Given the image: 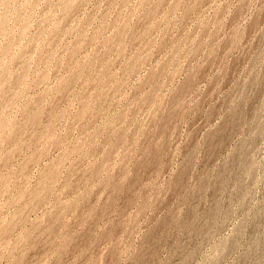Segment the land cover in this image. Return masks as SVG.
<instances>
[{"label": "rangeland", "instance_id": "obj_1", "mask_svg": "<svg viewBox=\"0 0 264 264\" xmlns=\"http://www.w3.org/2000/svg\"><path fill=\"white\" fill-rule=\"evenodd\" d=\"M0 18V264H264V0Z\"/></svg>", "mask_w": 264, "mask_h": 264}, {"label": "bare ground", "instance_id": "obj_2", "mask_svg": "<svg viewBox=\"0 0 264 264\" xmlns=\"http://www.w3.org/2000/svg\"><path fill=\"white\" fill-rule=\"evenodd\" d=\"M14 2V1H13ZM12 7V6H11ZM1 19V18H0ZM3 22V21H2ZM48 33V32H47ZM3 45V44H2ZM9 46V45H8ZM10 47V46H9ZM15 53V52H14ZM164 70H165V68H164ZM162 72H164V71H162ZM164 75V74H163ZM164 81V80H163ZM156 102V101H155ZM155 104V103H154ZM152 107V106H151ZM231 111V110H230ZM172 114V113H171ZM7 117V116H6ZM139 120V119H138ZM149 141V140H148ZM157 150V149H156ZM132 193H134V191L132 192ZM113 204V203H112ZM60 219V218H59ZM57 222V221H56ZM55 228H56V226H54ZM95 227V226H94ZM88 231V230H87ZM87 231H85V232H87ZM56 233V232H55ZM50 234V233H49ZM52 234V233H51ZM56 235V234H55ZM156 235H158V234H156ZM45 239V238H44ZM49 242V241H48ZM154 252V251H153ZM57 263V262H56Z\"/></svg>", "mask_w": 264, "mask_h": 264}]
</instances>
